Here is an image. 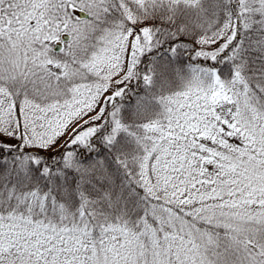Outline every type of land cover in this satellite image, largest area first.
I'll return each instance as SVG.
<instances>
[{"label":"snow or ice","instance_id":"obj_1","mask_svg":"<svg viewBox=\"0 0 264 264\" xmlns=\"http://www.w3.org/2000/svg\"><path fill=\"white\" fill-rule=\"evenodd\" d=\"M0 264H264V0H0Z\"/></svg>","mask_w":264,"mask_h":264}]
</instances>
